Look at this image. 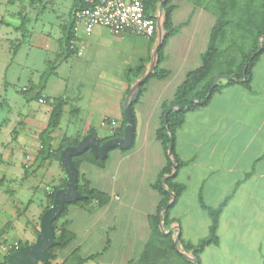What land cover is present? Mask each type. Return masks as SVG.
<instances>
[{
  "label": "crops",
  "instance_id": "0c3cea01",
  "mask_svg": "<svg viewBox=\"0 0 264 264\" xmlns=\"http://www.w3.org/2000/svg\"><path fill=\"white\" fill-rule=\"evenodd\" d=\"M74 1L0 0V27L17 30L20 17L25 16L29 44L46 51L48 71L54 65L42 91L46 101L29 100L21 93L25 102L22 125L18 128L13 123L16 134L10 143L16 155L12 164L4 167L5 172L0 169L2 178L14 181L12 190L25 193L64 187L67 173L55 152L64 139L78 142L88 134L95 137L99 148L86 150L97 159L106 158L103 166L88 161L80 164V182L87 181L105 201L66 205L55 232L62 227L73 238L54 253L50 264H77L81 258V264H185L164 251L165 243L158 236H172L174 245L177 237L178 248L179 238L196 245L209 232V214L202 205L214 208L223 202L217 242L199 253L198 264H264V52L252 69L249 86L228 85L214 93L206 105L186 113L173 144L177 157L186 162L175 178L184 190L169 208L167 222L161 217L157 222L163 210L159 211L162 195L153 185L167 162L155 135L162 103L172 99L186 74L200 64L215 14L207 8L209 0H172L171 21L176 30L166 41L159 63L169 75L148 79L139 99L132 102V142L122 149L104 144L129 138L124 132L125 99L150 64L153 69L156 66L154 49L160 45L161 11L159 7L156 10L157 27L151 38L95 26L89 35L82 30L74 34L75 52L58 60L60 40L73 24ZM140 65L143 70L137 76L126 73ZM44 72H30L23 87L38 85ZM52 79H56L59 93L46 90ZM57 97L65 98L66 103L51 134L53 155L36 168L39 134L47 127ZM112 120L115 125L111 127ZM122 125L123 131L114 136ZM22 152L28 154L25 166ZM12 202L14 219L7 221L13 219L12 229L24 234L23 239L13 241L34 242L40 216L51 204L44 196L31 218L21 224L17 216L26 212L33 199L28 198L25 205L18 198ZM183 254L193 258L189 253L182 256L193 261Z\"/></svg>",
  "mask_w": 264,
  "mask_h": 264
},
{
  "label": "trees",
  "instance_id": "16d2710c",
  "mask_svg": "<svg viewBox=\"0 0 264 264\" xmlns=\"http://www.w3.org/2000/svg\"><path fill=\"white\" fill-rule=\"evenodd\" d=\"M142 2L145 15L153 18L155 22L156 10L158 7L160 8L161 20L159 28L161 38L156 52V66L140 85V92L135 102L139 99L148 79L151 77L164 79L169 75V71L161 68L159 63L162 59V50L166 41L176 30L171 21L172 0H142ZM196 4H198V1ZM82 6H84L83 0H75L73 12ZM207 8L215 14V22L211 29L207 47L200 56V64L186 74L184 80L176 87L172 99L169 102L162 103L161 122L155 131L156 138L162 144L167 155V162L159 171L153 185L162 195L159 211L163 210L156 217L157 222L160 217L163 223L167 222L169 208L184 190V186L178 183L175 178L179 168L185 165L186 162L177 157L173 150V144L176 130L182 125L186 113L206 105L214 93L228 85L237 83L246 87L249 86L252 78V69L260 54L264 52V0H209L207 1ZM26 23L27 18L21 16L20 25L17 30L21 32L23 37L27 35ZM68 29L60 40V52L57 55L58 60L62 59L65 53L69 55L75 52V48L71 47L74 40L73 24ZM261 37L263 38L261 39ZM53 67L54 65H50V70L42 74V79L38 85H30V87L22 89L21 93L29 100L39 99L42 96L46 79ZM142 70V65H140L137 69H127L126 73L128 75L133 73L137 76ZM44 99L46 101L47 98L44 97ZM65 103L66 99L63 97H57L52 102L47 127L39 134L41 146L36 155V168L53 155L51 134L58 126ZM134 103L131 105L132 108ZM119 130V132L116 131L114 136L119 135L123 131V125ZM76 143L77 141L70 142L68 139H64L55 152L56 158H59L60 151L65 146ZM170 144L172 145L171 156L168 155ZM105 159L93 157L88 150L72 156V161L77 170L83 161L103 166ZM3 179H0V184H2ZM77 189L81 194L86 195V198L74 203L87 204L93 200L98 201V203L105 201V196L89 188L85 180L81 183L78 179ZM54 191L55 189H52V192L47 195L49 205L52 203ZM224 203L214 208L202 205L209 214V232L196 245L186 244L179 238L178 245L180 244V247L178 248L174 245L172 236H158L165 243L164 251L168 252L167 254L172 252L176 257L183 259L185 264H194V261L186 260L183 258L182 253H189L194 259L199 261V253L206 246L217 242L218 218ZM66 205L61 214L53 222L54 231L57 230L56 223L63 215ZM159 234L161 235L160 231ZM72 238L73 236L70 233L60 227L58 232H55L54 244L49 248V257L43 263L50 264V260L55 257L54 253L64 248ZM20 245H26V243L22 244L18 242V246ZM14 250V248L11 249L9 253ZM7 255L4 256L5 263ZM83 260L84 258H81L77 264H81Z\"/></svg>",
  "mask_w": 264,
  "mask_h": 264
},
{
  "label": "rangeland",
  "instance_id": "374dc122",
  "mask_svg": "<svg viewBox=\"0 0 264 264\" xmlns=\"http://www.w3.org/2000/svg\"><path fill=\"white\" fill-rule=\"evenodd\" d=\"M27 24V23H26ZM39 25V24H37ZM16 37L19 41L14 40ZM46 51L33 49L26 37H22L20 31L0 27V169L3 170L5 166L12 164L14 159V149L10 143L15 138L16 132L13 130L14 126L22 125L24 98L21 94L23 86L28 84L30 72L47 71L48 67L45 63ZM52 57V56H50ZM44 61V62H43ZM52 82V83H51ZM56 79L50 81L47 91L50 94L59 93V88L56 87ZM15 97V98H14ZM23 98V100H22ZM20 100V101H19ZM16 124V125H15ZM19 128V127H18ZM28 154L22 152L23 165L28 162ZM0 170V179L1 176ZM4 168V172H5ZM14 181L8 180L4 177L2 184H0V264H7L4 262V256L9 254V251L14 248L15 239H23L24 234L21 230L17 232L12 229L13 221V204L12 199L18 198L26 204L28 198H32V205L25 213L18 214L17 220L22 224L24 220L31 218V213L35 212L36 205L40 200L45 202L49 199L47 197L48 190L39 189L36 192L25 193L23 190H12ZM44 192V193H43ZM25 196V198H24ZM10 213V214H9ZM11 216V217H10ZM12 221H7L9 219ZM28 218V219H27ZM7 221V223L5 222Z\"/></svg>",
  "mask_w": 264,
  "mask_h": 264
},
{
  "label": "water",
  "instance_id": "95a60500",
  "mask_svg": "<svg viewBox=\"0 0 264 264\" xmlns=\"http://www.w3.org/2000/svg\"><path fill=\"white\" fill-rule=\"evenodd\" d=\"M157 22H159V19ZM262 38L263 37H261V39ZM159 44L160 41L158 42V45ZM156 51L157 46L154 49V54ZM153 66V63H151L147 73L136 80V82L129 89L126 96L124 103V116L126 119L124 132L127 134V136H129V138L126 137L122 139L116 138L109 140L104 144L106 147L118 146L122 149H126L131 145L134 128L131 103L136 100L140 92V85L152 71ZM87 148L91 149L92 151L99 148L97 140L91 134L81 138L76 145L66 146L61 150L59 158L67 173L66 183L64 187L54 191L51 205L41 214L39 220V231L36 234L34 242L26 245H20L17 249L10 252L6 258L7 264H35L37 261L43 262L48 259L49 248L55 242V231L53 226L54 220L61 214L66 204L86 198V195L81 194L77 189L78 170L72 161V156L82 153ZM168 154L170 156L172 154L171 144L169 145ZM175 245H177V237L175 238ZM183 255L191 258L186 254ZM191 259L194 261V264H198L196 259Z\"/></svg>",
  "mask_w": 264,
  "mask_h": 264
},
{
  "label": "built area",
  "instance_id": "2783aa9c",
  "mask_svg": "<svg viewBox=\"0 0 264 264\" xmlns=\"http://www.w3.org/2000/svg\"><path fill=\"white\" fill-rule=\"evenodd\" d=\"M84 6L73 12V32L81 30L89 35L95 26L109 28L116 34L131 33L144 38H151L156 30V22L144 13L142 0H83ZM71 47H74L73 43ZM81 54V51L77 52ZM23 89H26L23 87ZM41 96L38 102L43 103ZM115 121L110 122L114 126ZM52 189L48 190L51 193ZM18 248L15 243L14 249ZM35 264H44L37 261Z\"/></svg>",
  "mask_w": 264,
  "mask_h": 264
}]
</instances>
